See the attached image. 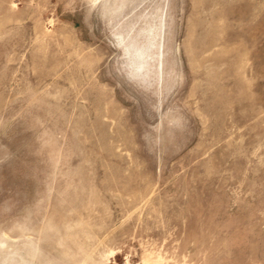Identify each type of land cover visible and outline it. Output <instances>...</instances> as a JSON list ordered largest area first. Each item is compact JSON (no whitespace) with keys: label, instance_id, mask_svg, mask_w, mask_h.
Segmentation results:
<instances>
[{"label":"rangeland","instance_id":"rangeland-1","mask_svg":"<svg viewBox=\"0 0 264 264\" xmlns=\"http://www.w3.org/2000/svg\"><path fill=\"white\" fill-rule=\"evenodd\" d=\"M0 264H264V0H0Z\"/></svg>","mask_w":264,"mask_h":264}]
</instances>
